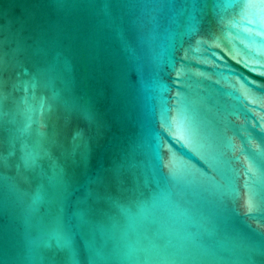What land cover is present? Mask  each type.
<instances>
[{
    "label": "water",
    "instance_id": "obj_1",
    "mask_svg": "<svg viewBox=\"0 0 264 264\" xmlns=\"http://www.w3.org/2000/svg\"><path fill=\"white\" fill-rule=\"evenodd\" d=\"M0 264H264V0H0Z\"/></svg>",
    "mask_w": 264,
    "mask_h": 264
}]
</instances>
